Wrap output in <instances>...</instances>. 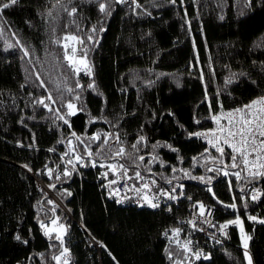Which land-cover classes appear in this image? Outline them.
<instances>
[{
	"label": "trees",
	"instance_id": "16d2710c",
	"mask_svg": "<svg viewBox=\"0 0 264 264\" xmlns=\"http://www.w3.org/2000/svg\"><path fill=\"white\" fill-rule=\"evenodd\" d=\"M55 4L19 0L0 12V264H56L53 257L65 248L68 264H177L186 260L184 250L167 241L166 231L197 203L212 205L218 222L239 215L251 237L247 250L252 264H264V224L258 222L264 219V178L255 180L260 198L249 200L246 186L254 181H237L233 172L225 176L222 170L232 169L224 166L230 156L222 157L224 164L213 161L209 157L220 153L206 152L189 136L207 127L217 109L243 105L264 92V0H136L140 7L111 0L110 14L101 13L95 0H73L68 7L78 8L74 18L79 32L69 23L73 17ZM69 31L85 41L77 55L87 53L88 77L73 74L64 62V49L53 42ZM66 87L75 91L69 94ZM49 94H62L64 104L79 95L73 102L83 110L68 117L71 127L34 103ZM46 103L67 112L60 100ZM72 132L85 143L93 134H118L128 151L145 137L139 155L168 191L176 188V203L164 211L108 199L103 189L108 178L101 175L105 169L91 165L95 157L83 153L84 145ZM68 140L86 166L76 164L73 170L68 156L61 159ZM153 155L158 159L149 164ZM139 170L148 172L143 165ZM36 179L66 213L42 188L35 189ZM234 198L235 210L224 207ZM52 219L64 225L63 244L41 227ZM238 227L222 243L193 236L185 264H247ZM85 234L99 243L98 251L83 241ZM197 251L203 253L199 259Z\"/></svg>",
	"mask_w": 264,
	"mask_h": 264
},
{
	"label": "snow or ice",
	"instance_id": "6c2138e0",
	"mask_svg": "<svg viewBox=\"0 0 264 264\" xmlns=\"http://www.w3.org/2000/svg\"><path fill=\"white\" fill-rule=\"evenodd\" d=\"M89 2H92V0H89ZM95 2L98 3L99 11L103 14H110V8L109 4L111 0H108V3L100 2V0H95ZM117 3H127L128 0H116ZM133 4H136V0H131ZM173 3H175V0H172ZM19 3V0H0V12L4 9H8L16 4ZM73 0H67V5L63 4V0H56V4L53 5V7H56L57 5H60L63 7V10L67 13L69 17H73V19L69 22L70 24H76L77 25V32H79V25L77 24L75 20V15L78 11L77 6H71L70 8L68 5H72ZM136 7H140L139 4H136ZM48 16H52V12H48ZM64 27H68V25H65ZM55 28L52 29L53 32H55ZM101 31L103 29H100ZM97 29L95 26L92 29V32L95 33ZM93 37L91 35L88 36V40L92 41ZM54 43L60 44V46L64 49V60L68 62V67L72 70L73 74H79L80 67L78 65H82L85 69H87V74H91V68L88 66L86 62V56L87 53L84 52L83 56H78V51H84L83 45L85 41L80 38V36L76 33H73L71 31L67 32L63 37L54 40ZM17 44L20 43L19 40L16 41ZM76 45H80L81 48H77ZM13 45H8V47H12ZM70 49V51H69ZM21 51H23L24 56H28V51L21 48ZM37 80H40V87L44 88L45 83L43 80H41L40 76H36ZM230 82V81H229ZM23 87V85H22ZM77 87H80L79 82L77 81ZM88 87H94L93 84H89ZM57 88L59 89V85H57ZM47 91V89L45 88ZM66 91L69 94H72L75 89L67 88ZM79 95H75L73 97V100H79ZM57 100H60V103L62 107H65L67 109L66 113H61L59 108H52L49 106V103H46V101H50L52 104H56ZM73 100H69L66 104L63 103L62 100V94L60 96H57L54 98L51 94H49L47 97L43 99H39L35 101V104H38L46 109H48L49 112H55L56 113V119L63 121L64 124H68L69 127L71 125L69 124L68 117L76 115L78 111H82V108H78L77 105L73 102ZM227 120L225 124H221V120L223 119L222 115L212 114L211 120L217 125L216 129H212L205 132H194L189 133V136H196V137H204L207 138L208 143L211 147L215 148V150L220 153V159L219 163L224 164V161L222 157L225 155H230V158L232 160V163L230 167L232 169L239 168L240 171L233 172L232 175L235 176L237 181L245 180L247 182H251L252 180H256L257 178H264V96H260L258 98L252 99L249 103L243 105L242 107L236 108L232 110L231 112H228L227 114ZM95 117H93L90 120L91 122H95ZM197 124L200 123L199 120L196 121ZM73 137L76 138L77 141H79L81 144L84 145L83 147V153L87 155L89 158L95 157V159H91V165L93 167L99 166L100 168L105 169V171L101 174L105 179L108 178L109 173H111L113 176L116 177V179L108 180V184L106 187L112 189L113 185H116L121 180H124V188L125 190L128 189V180H134L137 183L143 181V183H139V186H133L132 191L136 192L137 194H140V198L144 200L145 203H147L150 207H158V203H154L153 201L157 198L153 196L152 198H149L147 195L148 192L152 191L153 187L157 186L156 180H151L150 182L145 179V176L142 174V172L139 170L141 166H144L145 171L151 172V169L147 167V165H144L145 157L143 155H139V148L138 145L145 140V137L140 136L139 139L135 144L131 145V148L134 151H128L125 147L123 142L120 140V137L118 134H110V133H104L103 136L101 134H93L91 137H86V140H88V143H85V140H82L79 135H77L75 132H72L71 134ZM111 137V139H110ZM114 139V143H113ZM63 141H61L62 143ZM99 142V143H97ZM93 143H97V146L95 150H93L92 145ZM158 145H153V149H155ZM225 146L231 148V153L225 152ZM170 147V146H169ZM173 151H176V149H172ZM77 148L72 144L71 140H68V151H66L61 159L63 160L65 156H68L69 159L66 161L67 164L72 165L73 170H75L76 164H81V166H86V164L81 163L84 160L83 155H76ZM207 152V149L205 150ZM71 154V155H70ZM203 155V154H201ZM158 157L153 155L151 160L148 161V163H152L155 160H157ZM196 159V158H194ZM75 161V163L73 162ZM124 161V162H121ZM130 161V163H129ZM163 167V164H161ZM225 167H229L228 165H224ZM30 170V169H29ZM208 171H212L213 169L208 168ZM132 171V175H129V172ZM173 172L177 171L175 168L172 169ZM217 171H220V169H217ZM51 173V170H49ZM242 173H245V175H242ZM64 176H69L71 173L65 169ZM187 174V173H186ZM225 176H228L229 173L227 171L224 172ZM60 177L57 176V179ZM194 179H200L201 181H205V177H193ZM208 182H210L211 178H207ZM168 184H171V180H166ZM50 187H55V185H50ZM180 187H183L180 185ZM229 187L231 189V182L229 183ZM209 192H212V189H208ZM119 189H114L113 191H110V195H118ZM176 192V188L173 187L170 191L164 190L163 188L159 189V196L166 197L170 200L176 199V196L173 195V193ZM68 195H71L69 192ZM261 193L255 189H253V194L251 196L252 200H257L260 198ZM213 198L215 199V194L213 193ZM218 203H222L220 201H217ZM49 204H53V201L49 200ZM117 203H122V200L118 199ZM199 207V215L201 217H204L207 215H211V209H206L205 205L203 203L198 204ZM224 207L226 208H232L236 209L237 204L235 203V198L233 203L231 204H225ZM245 208H247V204L244 205ZM52 211H55V208L52 209ZM249 220L257 221V217L255 216H249ZM209 224V226H212L210 221H205ZM261 224H264V219L258 221ZM189 223H192V221H189ZM52 225L57 224L56 219L51 220ZM230 225H237L240 226V237H241V244L244 248V257L247 260L248 264H252V258L251 255L248 252V241L251 239L250 236H248L243 229V221L241 220L240 216L237 215L235 219L228 220L227 222L219 225V231L221 235H227L226 230ZM41 227L45 228V235H50L51 232H57L55 239L60 241L61 244H63L62 235L60 232L57 231V229H47L45 227V224L41 222ZM63 225H60V228L63 229ZM193 227H195V224H193ZM202 230V229H201ZM173 233V237L178 236L181 229L175 228L171 230ZM15 239L20 240L21 237L17 235ZM171 239V237H170ZM219 242V241H217ZM25 243H27L25 241ZM191 243V241H186L184 245H181L184 252L187 253L190 251L188 245ZM68 250L65 248L63 252L60 253V255L54 256L53 259L57 261V264H59L61 256H67ZM203 253L197 251L195 253V256L197 259H199ZM169 259H172V254L169 253ZM204 259H209L208 256H204ZM64 264H68V260H64ZM178 264V262H177Z\"/></svg>",
	"mask_w": 264,
	"mask_h": 264
},
{
	"label": "built area",
	"instance_id": "2783aa9c",
	"mask_svg": "<svg viewBox=\"0 0 264 264\" xmlns=\"http://www.w3.org/2000/svg\"><path fill=\"white\" fill-rule=\"evenodd\" d=\"M114 1L116 2V0H114ZM120 4L123 5L124 7H131L133 5L131 0H128L127 3H120ZM76 47L79 49L80 45H76ZM64 62H65V64L68 65V62L66 60ZM78 67H80V72H79L78 76L79 75H81L83 77L89 76V74H87V69H85L84 67H81L79 65H78ZM260 96H264V92L253 97L252 99L258 98ZM252 99H250L248 102L244 103L243 105L249 103ZM243 105L230 107V108H224V109H217L212 114L222 115L223 119L221 120V124H225L226 120H227L226 114L228 112H231L232 110H234L236 108L242 107ZM216 128H217V125L210 118V123L207 127L199 128L197 130H194L191 133H194L197 131L205 132V131H209V130L216 129ZM191 137L198 140L203 145V147L205 149H207L211 152H216L215 148H213L209 145L207 138L196 137V136H191ZM225 150L228 153H231V148L225 146ZM142 174L145 176V179L148 180L149 182L153 179L157 181V186L153 187L152 191L148 192L147 195L149 196V198H152L153 196L157 197L153 202L158 203L159 204L158 207H155V208L150 207L147 203L144 202L143 199L140 198V194H137L136 192L131 190L133 186L138 187L139 183H143V181L137 183L134 180H128L127 184L129 187L127 190H125V188H124V183H125L124 180H121L116 185H113L112 189L106 187V185L108 184V180L116 179V177L113 176L111 173H109V177L103 185L104 186L103 189H104V193H105L106 197L108 199L114 201L115 203H117L118 199L122 200V203H118L121 205L122 204H129V205H132L135 207H145V208H151V209H163L164 211H167L171 205H174L176 203L177 197H176V199L170 200L166 197L158 195L160 188H163L164 190H167V189L152 173L142 172ZM129 175H132V173L129 172ZM242 175H245V173H242ZM253 181H254L253 183L248 184L246 186L247 197L249 200H252L251 196L253 194V189H255L261 193L260 184L258 182H256L255 180H253ZM34 186H35V189L42 188L46 193H50L48 186L40 180L36 179ZM114 189L120 190L118 195H110V191H113ZM252 201H256V200H252ZM198 204L199 203H197V205L191 204V206L189 207V209L185 215L177 216L174 218V224L171 225L170 227H168V229L166 231V239L168 242H170V244L176 245L177 247L182 248L181 245H184L186 241H191L193 236H201V237H204L205 239L212 241V242L219 241L217 243L226 242L229 239L230 229L232 227H234L235 225H230L228 227V229L226 230L227 235H221V233L219 231V225L223 224V223L218 222L214 218L213 206L212 205H205L206 209H211V215L206 214V216L201 217L199 215ZM189 221H192V223H189ZM205 221H210L212 226H209V224ZM193 224H195V227H193ZM175 228H179V229H181V231L179 232L178 236L173 237V233L171 230L175 229ZM170 237H171V239H170ZM83 241L86 244L91 245L95 250H97V251L99 250V246H100L99 243L96 242L95 240H93L88 234H85L83 236ZM61 252H63V250H60L57 253V255H60ZM65 259H67L68 261L70 260L68 253H67V256H61L59 264H64ZM56 264H57V261H56Z\"/></svg>",
	"mask_w": 264,
	"mask_h": 264
},
{
	"label": "rangeland",
	"instance_id": "374dc122",
	"mask_svg": "<svg viewBox=\"0 0 264 264\" xmlns=\"http://www.w3.org/2000/svg\"><path fill=\"white\" fill-rule=\"evenodd\" d=\"M79 66H82V65H79ZM230 156V155H229ZM210 158H212L213 159V161L214 160H216V162L217 161H219V159H220V157H217V156H215V157H209V159ZM209 161H212V160H209ZM231 163H232V160L231 159H229L228 161H227V165L229 166L228 168H231L230 167V165H231ZM207 167L208 168H212V165H207ZM216 167V166H215ZM227 171V170H226ZM222 172L224 173L225 171H223L222 170ZM227 172H236V170L235 169H229ZM173 183H176V182H173ZM51 193V192H50ZM48 194V193H47ZM52 194V193H51ZM49 195V194H48ZM53 197L54 198H56L54 195H53ZM52 197V198H53ZM56 200H58L57 198H56ZM58 204H57V202L55 201V203L59 206V208L62 210L63 209V205H61V202L58 200ZM63 206V207H62ZM198 208V207H197ZM63 210H65V208L63 209ZM62 210V211H63ZM64 212V211H63ZM65 213H66V210H65ZM60 225H63V224H60V223H57L56 225H52L51 223L48 225V226H46V228L47 229H52V228H55V229H57V231L59 232V231H61L62 229L60 228ZM64 226V225H63ZM238 230H239V235H240V227H238ZM240 241H241V237H240ZM241 246H242V244H241ZM183 254H184V257L186 258V260L184 261H181V262H178V264H185V262L187 263V262H189L188 260H190L189 258H190V256L188 255V252L187 253H185V252H183ZM247 264H248V262H247Z\"/></svg>",
	"mask_w": 264,
	"mask_h": 264
},
{
	"label": "crops",
	"instance_id": "0c3cea01",
	"mask_svg": "<svg viewBox=\"0 0 264 264\" xmlns=\"http://www.w3.org/2000/svg\"><path fill=\"white\" fill-rule=\"evenodd\" d=\"M50 223H51V222H49L48 225H49ZM48 225H46V226H48ZM46 226H45V227H46ZM44 230H45V228H44ZM64 230H65V228L63 227V229H62L61 231H59V232L61 233V235L64 233ZM50 234L56 236L57 232H51Z\"/></svg>",
	"mask_w": 264,
	"mask_h": 264
},
{
	"label": "water",
	"instance_id": "95a60500",
	"mask_svg": "<svg viewBox=\"0 0 264 264\" xmlns=\"http://www.w3.org/2000/svg\"><path fill=\"white\" fill-rule=\"evenodd\" d=\"M48 194H49V196L51 197V199H52L54 202L56 201L57 204L59 203L58 200H56V198L53 197V194H51V193H48ZM52 197H53V198H52ZM61 205H62V204H61ZM62 207H63V206H62ZM63 209H64V207H63ZM63 209H62V210H63ZM63 211L65 212V210H63Z\"/></svg>",
	"mask_w": 264,
	"mask_h": 264
}]
</instances>
